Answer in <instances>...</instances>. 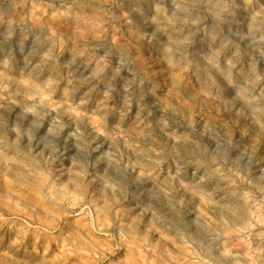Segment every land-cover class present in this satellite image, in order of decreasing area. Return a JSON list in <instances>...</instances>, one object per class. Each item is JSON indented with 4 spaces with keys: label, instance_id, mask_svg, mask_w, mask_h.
Returning a JSON list of instances; mask_svg holds the SVG:
<instances>
[{
    "label": "clouds",
    "instance_id": "9594fccd",
    "mask_svg": "<svg viewBox=\"0 0 264 264\" xmlns=\"http://www.w3.org/2000/svg\"><path fill=\"white\" fill-rule=\"evenodd\" d=\"M101 9L105 10V16L131 27L130 44L137 41L130 19L137 9L129 10L119 0H71L64 5V15L91 13L94 16ZM137 13L145 16L143 9ZM144 23L157 25L139 37L141 41L150 42L149 59L155 76L150 71L151 79H145L139 70H134L127 88L112 85L107 89L116 104L109 126V135L114 141L110 147L117 157L113 166L101 169L102 156L93 157L89 146L86 153L78 155L79 174L68 173L64 166L67 159L64 152L69 150L67 142L64 151L53 149L51 138L42 131L41 109L47 105L46 97L39 90L32 91L31 95L26 93L33 104L17 114L15 120L0 116V203L11 213L0 224V264H40L27 251L21 232L13 228L17 209L11 207V203L15 200L26 208L47 205L63 217L72 216L73 205L69 203L67 186L73 184L81 203L85 197L103 191L108 200L105 207L110 205L115 209L127 201L144 209L145 214L155 209L161 216H173L175 222V205L169 208L170 201L152 197L151 173L159 177L167 172L165 179L179 192L185 187L179 184L180 180L199 184L207 179L197 170L198 161L226 150L238 154L239 146L254 138L264 141V0H151L150 13ZM217 30L233 42L236 51L229 50L225 61L224 57L202 47L198 55L189 54L191 63L185 80L175 81L172 73L176 65L169 61L168 54L175 50L180 37L185 32H203L207 36ZM30 34L31 26L17 31L11 23L0 30V63L11 60L20 77L29 80L35 69L42 68L40 79L42 83L47 80L43 88L49 95L55 92L60 97L65 80L84 78V74L79 65L73 66L74 60L65 67L64 63L57 62L58 56L50 47L37 48L42 42L30 41ZM121 67L123 69V64ZM153 83V102L147 104L144 97ZM83 91L81 88V93ZM69 99L77 104L79 95H69ZM162 100L168 101L163 113ZM57 107L63 110L62 105ZM218 110L221 114L227 111L234 131L244 129L245 135L208 136L205 128L211 123L212 113ZM27 113H32L31 120ZM94 143L96 152L101 153L103 144ZM137 169L143 175H138ZM5 197L12 199L3 202ZM123 220V213L114 216L111 232H104L100 240L85 241L97 264L109 260L101 243L110 242L113 250L124 248L130 241L136 245L143 243L135 234L138 222L127 224ZM63 223L70 226L67 219ZM87 224L91 233L100 231V226H92L91 219ZM60 226L57 219L55 227L45 231H55ZM117 232L120 235H116ZM14 233L16 240H13ZM75 235L77 241L82 239L78 232ZM110 264H119V261L111 260Z\"/></svg>",
    "mask_w": 264,
    "mask_h": 264
},
{
    "label": "rangeland",
    "instance_id": "374dc122",
    "mask_svg": "<svg viewBox=\"0 0 264 264\" xmlns=\"http://www.w3.org/2000/svg\"><path fill=\"white\" fill-rule=\"evenodd\" d=\"M70 2L0 0V30L6 29L9 23L17 31L31 26L30 41L42 42L37 48L50 47L58 56L57 62L64 63L65 67L74 60L73 66L79 65L84 74V78L78 76L74 81L65 80L66 86L57 97L55 92L49 95L43 88L47 80L42 83L40 79L42 68L35 69L29 80L20 77L11 60L0 63V116L15 120L17 114L33 104L26 93L31 95L32 91H41L47 105L41 109L42 131L51 138L50 147L53 149L64 151L67 142L69 150L64 152L67 157L64 166L68 173L79 174L76 166L81 161L78 155L86 153L89 146L93 157L102 156L101 169L115 164L117 157L110 147L114 141L109 135V126L111 111L116 104L107 89L112 85L127 88L134 70H139L145 79H151L150 71L155 76L149 59L150 42L141 41L139 37L157 25L144 23L145 16L150 13L151 0H119L125 8H136L137 12L143 9L145 13V16L135 11L131 13L138 39L130 44V26H122L118 20L105 16L104 9L94 16L78 13L66 17L64 5ZM202 47L224 57L225 61L229 50L236 51L233 42L223 33L218 34V30L207 36L203 32H185L177 41L175 50L168 54L169 61L176 65L172 73L175 81L185 80L191 63L189 54L198 55ZM81 88H84L82 93ZM154 93L153 83L149 94L144 97L145 103L153 102ZM69 95H79L77 104L71 103ZM162 102L163 113L168 101ZM57 105H62L63 110ZM26 115L29 120L33 118L32 113ZM232 123L227 111L221 114L218 110L212 113L205 132L211 137H243L245 130L234 131ZM94 142L103 144L101 153L96 152ZM197 170L207 179L199 184L180 180L179 184L185 187L179 192L165 179L167 172L157 177L149 170L154 184L152 197L170 201L169 208L175 205V222L173 216H161L155 209L145 214L144 209L127 201L115 209L110 205L105 207L108 200L103 191L85 197L81 203L75 185L69 184L67 191L74 215L63 217L47 205L26 208L15 200L11 203V207L17 209L13 228L21 232L27 251L40 264H97L85 241L100 240L104 232H111L113 217L121 213L124 214L123 223L138 222L135 234L143 243L136 245L130 241L124 248L116 250L110 242L101 243V249L109 257L104 264H110L111 260H117L119 264H264V141L254 138L242 143L238 154L226 150L200 160ZM189 172L194 174L191 169ZM137 174L143 175L139 169ZM11 199L5 197L3 202ZM9 215V210L0 203V224ZM57 219L61 226L55 231H45L54 228ZM65 219L70 221V226L64 225ZM89 219L92 226H100L99 232H90ZM77 232L82 238L79 241L75 235ZM115 234L120 235L119 232ZM13 240H16L15 233Z\"/></svg>",
    "mask_w": 264,
    "mask_h": 264
}]
</instances>
